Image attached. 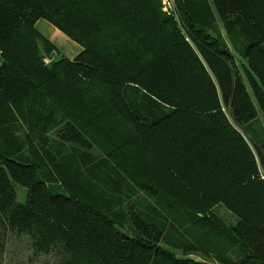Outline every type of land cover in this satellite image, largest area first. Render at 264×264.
Instances as JSON below:
<instances>
[{
  "label": "trees",
  "instance_id": "16d2710c",
  "mask_svg": "<svg viewBox=\"0 0 264 264\" xmlns=\"http://www.w3.org/2000/svg\"><path fill=\"white\" fill-rule=\"evenodd\" d=\"M166 7L0 0V247L18 233L59 264H264V0Z\"/></svg>",
  "mask_w": 264,
  "mask_h": 264
},
{
  "label": "rangeland",
  "instance_id": "374dc122",
  "mask_svg": "<svg viewBox=\"0 0 264 264\" xmlns=\"http://www.w3.org/2000/svg\"><path fill=\"white\" fill-rule=\"evenodd\" d=\"M48 27L54 29V26L45 19H41L37 23V29L42 34L50 37L51 33L48 32ZM223 33L227 36L224 30ZM42 51L44 52L43 47ZM1 62L2 58L0 56ZM15 188L18 191V201L25 202L27 190L20 185H15ZM219 213L228 221H235L234 217L226 210L220 209ZM60 262L61 258L55 251L50 254H36L27 234L9 233L4 246L0 247V264H59Z\"/></svg>",
  "mask_w": 264,
  "mask_h": 264
},
{
  "label": "crops",
  "instance_id": "0c3cea01",
  "mask_svg": "<svg viewBox=\"0 0 264 264\" xmlns=\"http://www.w3.org/2000/svg\"><path fill=\"white\" fill-rule=\"evenodd\" d=\"M48 32L51 33L50 37H47L44 34L43 35L55 45L57 50L62 55L73 59L82 52V47L79 44L71 40L67 35H65L61 30H59L55 26L54 29L48 27Z\"/></svg>",
  "mask_w": 264,
  "mask_h": 264
},
{
  "label": "built area",
  "instance_id": "2783aa9c",
  "mask_svg": "<svg viewBox=\"0 0 264 264\" xmlns=\"http://www.w3.org/2000/svg\"><path fill=\"white\" fill-rule=\"evenodd\" d=\"M163 1H164L165 5L167 6L166 9L167 10H170V8L173 5L174 0H167V1L166 0H163Z\"/></svg>",
  "mask_w": 264,
  "mask_h": 264
}]
</instances>
